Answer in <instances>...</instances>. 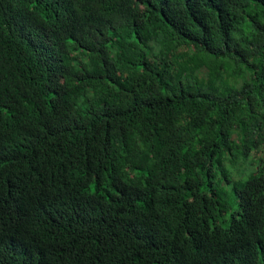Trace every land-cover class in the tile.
<instances>
[{"label":"trees","instance_id":"16d2710c","mask_svg":"<svg viewBox=\"0 0 264 264\" xmlns=\"http://www.w3.org/2000/svg\"><path fill=\"white\" fill-rule=\"evenodd\" d=\"M263 147L264 0H0V264H264Z\"/></svg>","mask_w":264,"mask_h":264},{"label":"rangeland","instance_id":"374dc122","mask_svg":"<svg viewBox=\"0 0 264 264\" xmlns=\"http://www.w3.org/2000/svg\"><path fill=\"white\" fill-rule=\"evenodd\" d=\"M260 155L264 156V147L261 148V153H260ZM233 200H234V208H236V209L239 208V202H238V199L234 197ZM229 215H230V213H229Z\"/></svg>","mask_w":264,"mask_h":264}]
</instances>
